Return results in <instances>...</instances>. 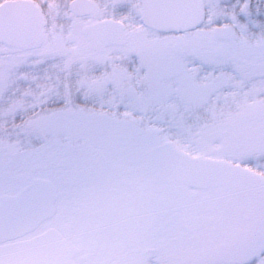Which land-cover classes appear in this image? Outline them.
<instances>
[{
  "label": "snow or ice",
  "instance_id": "6c2138e0",
  "mask_svg": "<svg viewBox=\"0 0 264 264\" xmlns=\"http://www.w3.org/2000/svg\"><path fill=\"white\" fill-rule=\"evenodd\" d=\"M0 264H264V0H0Z\"/></svg>",
  "mask_w": 264,
  "mask_h": 264
},
{
  "label": "flooded vegetation",
  "instance_id": "af4514ba",
  "mask_svg": "<svg viewBox=\"0 0 264 264\" xmlns=\"http://www.w3.org/2000/svg\"><path fill=\"white\" fill-rule=\"evenodd\" d=\"M119 111H120L121 115H123V113L125 112V109H124L123 107H121V108L119 109Z\"/></svg>",
  "mask_w": 264,
  "mask_h": 264
}]
</instances>
